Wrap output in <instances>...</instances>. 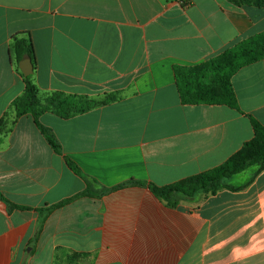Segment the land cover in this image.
Here are the masks:
<instances>
[{
    "label": "crops",
    "instance_id": "crops-1",
    "mask_svg": "<svg viewBox=\"0 0 264 264\" xmlns=\"http://www.w3.org/2000/svg\"><path fill=\"white\" fill-rule=\"evenodd\" d=\"M254 1L0 0V264H264V172L178 208L148 186L226 162L254 138L247 114L264 125V60L232 78L241 111L183 104L175 71L264 33ZM16 38L34 47L43 102L118 97L69 119L42 115L62 154L32 116L17 118ZM64 156L109 192L46 217L86 190Z\"/></svg>",
    "mask_w": 264,
    "mask_h": 264
},
{
    "label": "trees",
    "instance_id": "trees-1",
    "mask_svg": "<svg viewBox=\"0 0 264 264\" xmlns=\"http://www.w3.org/2000/svg\"><path fill=\"white\" fill-rule=\"evenodd\" d=\"M254 3L264 6V0H255ZM14 49L19 61L27 57L34 61L35 52L30 41L16 38ZM261 60H264V33L253 36L199 65L177 66L175 68L177 87L182 103L186 105H225L241 111L232 78L242 68ZM31 79L32 76L25 77V92L13 104L17 118L32 116L38 129L58 154L63 153L61 145L52 130L40 121L46 111H52L63 119H69L74 115L110 104L118 99L116 95L94 99L87 96L55 93L43 102L39 97L38 88L31 82ZM246 117L252 124L254 138L246 142L226 162L170 185L158 186L150 183L148 186L151 191L169 207L178 208L182 202L197 203L202 197L215 196L223 190L237 192L248 188L264 172V125L253 115L247 114ZM64 160L70 170L85 182L86 190L73 198L47 208L46 217L55 209L76 199L99 198L109 192L107 188H99L98 181L86 175L71 158L64 156ZM244 173L250 175L244 183L239 185L231 183L233 177ZM0 200H6L2 194H0Z\"/></svg>",
    "mask_w": 264,
    "mask_h": 264
},
{
    "label": "water",
    "instance_id": "water-1",
    "mask_svg": "<svg viewBox=\"0 0 264 264\" xmlns=\"http://www.w3.org/2000/svg\"><path fill=\"white\" fill-rule=\"evenodd\" d=\"M20 68L25 77H30L34 74V64L31 58L21 61Z\"/></svg>",
    "mask_w": 264,
    "mask_h": 264
},
{
    "label": "rangeland",
    "instance_id": "rangeland-1",
    "mask_svg": "<svg viewBox=\"0 0 264 264\" xmlns=\"http://www.w3.org/2000/svg\"><path fill=\"white\" fill-rule=\"evenodd\" d=\"M249 174L248 173H244L242 175H238V176H235L233 177V179L231 180V183L232 184H235V185H239V184H242L244 183L248 178H249ZM204 198V197H202ZM202 200V199H201Z\"/></svg>",
    "mask_w": 264,
    "mask_h": 264
}]
</instances>
